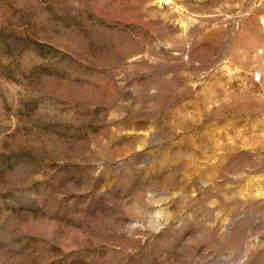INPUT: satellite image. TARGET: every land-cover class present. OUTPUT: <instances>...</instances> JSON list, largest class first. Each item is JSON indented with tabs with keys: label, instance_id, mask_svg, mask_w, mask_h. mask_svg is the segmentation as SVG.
I'll return each mask as SVG.
<instances>
[{
	"label": "rangeland",
	"instance_id": "1",
	"mask_svg": "<svg viewBox=\"0 0 264 264\" xmlns=\"http://www.w3.org/2000/svg\"><path fill=\"white\" fill-rule=\"evenodd\" d=\"M0 264H264V0H0Z\"/></svg>",
	"mask_w": 264,
	"mask_h": 264
}]
</instances>
